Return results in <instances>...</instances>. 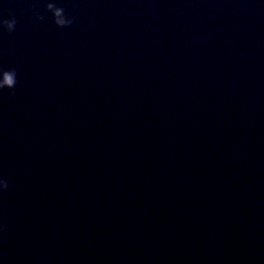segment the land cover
Segmentation results:
<instances>
[{
  "label": "water",
  "instance_id": "1",
  "mask_svg": "<svg viewBox=\"0 0 264 264\" xmlns=\"http://www.w3.org/2000/svg\"><path fill=\"white\" fill-rule=\"evenodd\" d=\"M60 2L0 4V262L264 264V2Z\"/></svg>",
  "mask_w": 264,
  "mask_h": 264
},
{
  "label": "clouds",
  "instance_id": "2",
  "mask_svg": "<svg viewBox=\"0 0 264 264\" xmlns=\"http://www.w3.org/2000/svg\"><path fill=\"white\" fill-rule=\"evenodd\" d=\"M264 2V0H262ZM3 0H0V4ZM34 8H39V5H34ZM44 12L36 10L34 18L36 22L43 23L46 20L45 14H50L52 22L57 29L69 28L74 23V18L65 11V5L60 0H43ZM17 21L15 18L9 17L8 19H0V31L12 34L16 30ZM17 83V72L14 68L5 70L0 67V92L5 89L9 90L12 95H15L13 89ZM9 190V183L6 179L0 176V195ZM6 230V225L0 222V233ZM2 264V262H0Z\"/></svg>",
  "mask_w": 264,
  "mask_h": 264
}]
</instances>
